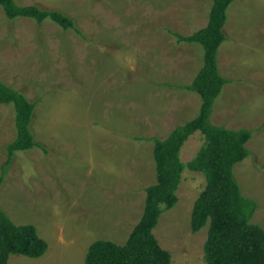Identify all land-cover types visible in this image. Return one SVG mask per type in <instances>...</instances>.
Wrapping results in <instances>:
<instances>
[{
	"label": "rangeland",
	"instance_id": "1",
	"mask_svg": "<svg viewBox=\"0 0 264 264\" xmlns=\"http://www.w3.org/2000/svg\"><path fill=\"white\" fill-rule=\"evenodd\" d=\"M15 1L64 13L84 38L50 20H9L0 6V77L37 102L32 130L47 150L16 154L0 206L15 224L35 226L48 250L40 259L11 256L9 264H85L93 243L125 244L142 218L146 189L157 180L149 139L163 140L199 114L200 96L179 87L203 68L204 49L176 35L207 27L213 0ZM227 15L218 64L230 83L211 123L253 132L251 156L234 172L260 205L252 223L264 229V0H235ZM16 138L13 107L0 105V177ZM204 142L191 137L182 162ZM205 187V176L187 169L178 204L154 230L173 264H206L209 225L191 230Z\"/></svg>",
	"mask_w": 264,
	"mask_h": 264
},
{
	"label": "trees",
	"instance_id": "2",
	"mask_svg": "<svg viewBox=\"0 0 264 264\" xmlns=\"http://www.w3.org/2000/svg\"><path fill=\"white\" fill-rule=\"evenodd\" d=\"M235 0H213L210 20L204 29L191 36L176 35L180 43H197L204 49V66L192 84L179 87L201 98L198 116L175 128L167 138L149 139L154 143L156 184L146 189L142 218L127 241L118 245L100 240L93 243L85 264H173L172 255L164 250L154 230L161 216L178 204V189L184 172L202 173L206 187L195 201L191 216V230L198 233L209 225L204 245L206 264H264V229L252 223L259 203L247 198L235 176L234 168L251 156L248 143L251 130H232L211 123L214 106L225 85L230 81L220 74L218 53L227 37L224 27L227 11ZM9 20L31 19L38 25L50 20L64 31L73 30L83 37L76 21L57 10L39 5L20 6L15 0H0ZM0 105L12 106L15 112L17 138L6 147L7 161L0 177V190L9 167L17 153L36 148L47 152L35 139L32 123L37 102L7 86L0 77ZM204 136V145L188 164L181 152L191 137ZM48 250L35 226L15 224L0 206V264H9L11 256L42 258Z\"/></svg>",
	"mask_w": 264,
	"mask_h": 264
},
{
	"label": "crops",
	"instance_id": "3",
	"mask_svg": "<svg viewBox=\"0 0 264 264\" xmlns=\"http://www.w3.org/2000/svg\"><path fill=\"white\" fill-rule=\"evenodd\" d=\"M179 72H181V73H182V72H183V70H179ZM186 86H187V85H186Z\"/></svg>",
	"mask_w": 264,
	"mask_h": 264
}]
</instances>
